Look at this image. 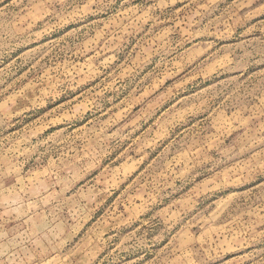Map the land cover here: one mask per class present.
<instances>
[{"label":"rangeland","instance_id":"rangeland-1","mask_svg":"<svg viewBox=\"0 0 264 264\" xmlns=\"http://www.w3.org/2000/svg\"><path fill=\"white\" fill-rule=\"evenodd\" d=\"M0 264H264V0H0Z\"/></svg>","mask_w":264,"mask_h":264}]
</instances>
